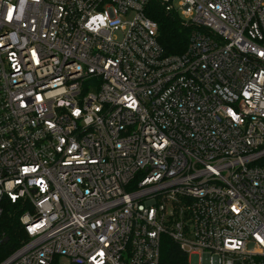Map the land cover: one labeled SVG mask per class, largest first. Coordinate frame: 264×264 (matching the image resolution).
Returning a JSON list of instances; mask_svg holds the SVG:
<instances>
[{
    "label": "built area",
    "instance_id": "1",
    "mask_svg": "<svg viewBox=\"0 0 264 264\" xmlns=\"http://www.w3.org/2000/svg\"><path fill=\"white\" fill-rule=\"evenodd\" d=\"M149 1L0 0V264H264V0Z\"/></svg>",
    "mask_w": 264,
    "mask_h": 264
},
{
    "label": "trees",
    "instance_id": "2",
    "mask_svg": "<svg viewBox=\"0 0 264 264\" xmlns=\"http://www.w3.org/2000/svg\"><path fill=\"white\" fill-rule=\"evenodd\" d=\"M145 12L158 25L157 38L167 54H180L187 46L190 28L180 23V17L174 11H166L156 0H150ZM0 240L7 237L6 243H0V260L18 248L26 240L25 231L19 217L27 208L19 202L11 203L4 199L1 204ZM186 254L168 236L161 240V264H184Z\"/></svg>",
    "mask_w": 264,
    "mask_h": 264
},
{
    "label": "rangeland",
    "instance_id": "3",
    "mask_svg": "<svg viewBox=\"0 0 264 264\" xmlns=\"http://www.w3.org/2000/svg\"><path fill=\"white\" fill-rule=\"evenodd\" d=\"M173 4L176 8L178 7L176 0L173 2ZM189 262L191 264H201V256L198 254H190L189 255Z\"/></svg>",
    "mask_w": 264,
    "mask_h": 264
},
{
    "label": "snow or ice",
    "instance_id": "4",
    "mask_svg": "<svg viewBox=\"0 0 264 264\" xmlns=\"http://www.w3.org/2000/svg\"><path fill=\"white\" fill-rule=\"evenodd\" d=\"M11 17H12V13H11V11H9V13H8V18L9 19H11ZM94 19H100L101 20V22L103 21V17H100V18H94ZM261 55L262 56H264V53H261ZM23 171L24 172H29V171H35V169H28V168H25V169H23ZM17 183H19V181H17ZM39 183V182H38ZM43 190V189H42ZM13 199H15V197H13ZM37 227H39V225H37ZM33 231L35 230V229H32ZM101 255H102V253H101Z\"/></svg>",
    "mask_w": 264,
    "mask_h": 264
},
{
    "label": "water",
    "instance_id": "5",
    "mask_svg": "<svg viewBox=\"0 0 264 264\" xmlns=\"http://www.w3.org/2000/svg\"><path fill=\"white\" fill-rule=\"evenodd\" d=\"M7 241H8V238L5 237V238H3L2 240H0V243L3 244V243H6Z\"/></svg>",
    "mask_w": 264,
    "mask_h": 264
}]
</instances>
